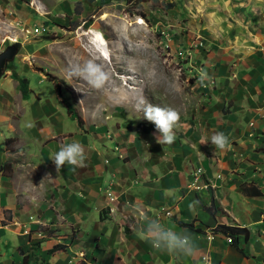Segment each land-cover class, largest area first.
Instances as JSON below:
<instances>
[{"label": "rangeland", "instance_id": "rangeland-1", "mask_svg": "<svg viewBox=\"0 0 264 264\" xmlns=\"http://www.w3.org/2000/svg\"><path fill=\"white\" fill-rule=\"evenodd\" d=\"M105 14L108 18L102 20ZM141 20L142 25L136 23ZM90 30L99 31L107 40L112 54L110 64L92 54L85 34ZM258 31H264V0H108L104 4H100V0H0V53L13 44L18 48L0 78V161L1 154L13 155L28 148L32 154L27 158L32 165L29 175H21L25 169L15 175L6 174L11 177L6 183L21 191L29 187L32 193L36 187L42 190L41 184H44L45 189H52L50 203H57L60 191L56 187L61 173L55 171L52 158L65 141L81 143L86 157L98 156L91 149L97 144H113L110 155L123 159L145 151L150 154L148 161L154 160L159 152L175 153L173 147L184 155L183 160L210 157L212 162L220 157H236L240 153L236 148L239 142L231 132L240 128L234 115L233 119L222 116L220 106L217 108L229 96L227 90L219 89L218 77L229 70L230 77L233 74L238 79L244 92L251 89L255 81L264 83V70L259 71L260 64L264 65L260 62L264 61V49L250 55L251 58L249 52L243 53L249 45L257 44L254 41ZM226 52L232 65L221 64L219 56ZM252 58L257 62H251ZM89 63L99 65L107 74L99 87L90 82L92 78L84 71ZM240 64L246 70L233 72ZM8 68L26 78L32 95L35 92L44 102L40 103L37 97L35 102L22 100L18 83ZM120 76L130 79L123 82ZM55 83L59 84L60 92ZM63 101L76 109L83 120L82 127L71 120ZM142 102L169 107L180 114L172 145L162 146L153 138L145 148L141 137L155 131V126L143 119V112L138 110ZM35 107L43 110H37L33 120L31 109ZM230 113L238 115L234 111ZM258 117L263 119L264 114L260 112ZM219 119H226L227 126L223 129L215 128ZM256 120L258 118L249 124V140L254 135L258 137L253 131ZM18 122L22 133L30 134L28 128L33 123V130L50 127L54 133L58 129L63 134V127L68 126L71 133L44 140L43 146L21 144L13 138H5L11 135V126L17 127ZM209 129L211 136L223 130L230 147L215 151L211 137L202 144L200 138L207 137ZM102 134H106L105 137L98 138ZM189 142L194 145L190 147ZM259 144L257 142L256 148L249 147L250 150L264 152ZM181 154L177 157H182ZM6 159L9 163L22 162L21 157ZM174 164L176 169L180 168ZM198 166L197 163L192 165L194 171L189 186L199 190L209 182L204 177L202 164ZM43 168L47 173L40 177L39 170ZM107 196L111 203L117 201L111 193ZM16 198L18 202L24 201V198ZM108 209L113 212L111 207ZM168 213L172 215L166 211V216ZM39 229L45 228L39 226ZM6 233L5 238L0 239L1 247L12 244L13 233ZM84 255H76L80 263H85Z\"/></svg>", "mask_w": 264, "mask_h": 264}, {"label": "crops", "instance_id": "crops-1", "mask_svg": "<svg viewBox=\"0 0 264 264\" xmlns=\"http://www.w3.org/2000/svg\"><path fill=\"white\" fill-rule=\"evenodd\" d=\"M254 42L257 44L249 45L247 51L243 52H249V58L255 52L263 51L264 31L257 32ZM227 56V52L219 56L221 64L229 62L232 65V60H228ZM250 60L257 62L256 58ZM260 62L264 64V61ZM260 66L259 71L262 72L264 65ZM235 68L233 72L246 70L241 64ZM249 71L253 72V69ZM228 72L218 77L219 89L227 90L229 96L217 108L220 106L222 116L231 118L234 115L237 120L240 129L231 132L239 142L236 148L240 153L236 157H220L212 162L210 157H185L187 160H183L184 155L176 151L177 147H173L175 153L159 152L154 155V160L148 161L150 154L145 151L123 159L110 155L113 144H97L91 149L98 156L86 157L84 167L66 165L60 171L56 187L60 191L58 201L50 203L52 189H45L44 184H41L42 190L36 187L32 193L29 187L21 191L6 183L11 179L6 174L15 175L25 169L21 175H29L32 166L27 160L32 155L30 149L16 151L13 155L1 154L3 163H9L6 157H21L22 162L9 163L10 171L4 176L0 173V239L5 238L7 231L13 233L14 237L8 247L0 246V264H19L22 260L19 249L28 253L30 242L39 251L40 261L36 264H264V154L249 148H256L257 142L261 143L258 146L264 148V118L258 117L260 112L264 114V83L255 81L254 85L248 84L251 89L244 92L238 79L233 74L230 77ZM223 94L225 92H221ZM35 97L40 99V103L44 102L35 92L29 100L35 102ZM35 108H30L33 120L37 110H43L42 107ZM232 111L238 117L230 113ZM256 118L258 120L254 122L253 131L258 137L254 135L249 140V124ZM225 120L219 119L215 128L226 127ZM19 125L18 122L17 127L11 126V135L5 138H13L21 144L38 143L43 146L44 140L71 133L68 126L63 127V134L58 129L54 133L50 127L33 130V123L27 127L30 131L28 134L20 132ZM154 133L151 130L141 137L145 148L154 138ZM210 133L212 131L209 129L207 137L201 136L202 144L211 137ZM105 135L98 138H104ZM189 143L190 147L194 145ZM178 154L182 157H177ZM174 162L180 166L179 169L175 168ZM196 163L197 168L199 164L204 167V177L209 182L205 184L207 188L204 185L198 190L189 186L194 171L192 165ZM46 173L44 168L39 170L40 177ZM242 187L249 189L251 194L257 189L261 196H246L242 193ZM108 192L117 201L111 203ZM16 197L24 198V201L18 202ZM109 207L113 212L109 211ZM166 211L172 215L166 216ZM148 220H157L177 233L190 236L199 249L197 255L169 254L155 249L138 235L140 226ZM219 225L245 228L248 231V238L245 240L240 236L239 243L249 258L238 252L228 242L227 236L215 232ZM39 226L45 229H39ZM126 229L129 231L126 232ZM25 230L30 233L25 234ZM57 245L65 246L63 251L48 256L47 252ZM79 253L86 255L85 263H80L76 258ZM81 259L84 260V257Z\"/></svg>", "mask_w": 264, "mask_h": 264}, {"label": "clouds", "instance_id": "clouds-1", "mask_svg": "<svg viewBox=\"0 0 264 264\" xmlns=\"http://www.w3.org/2000/svg\"><path fill=\"white\" fill-rule=\"evenodd\" d=\"M84 71L92 78L90 82L99 87L106 79V73L99 65L89 63ZM204 77H201L203 82ZM138 110L143 112V119L155 126L154 139L160 145H172L175 141L174 129L180 122V114L169 107L152 106L142 102ZM211 145L215 151H224L230 147L228 136L223 132H216L211 136ZM86 152L84 146L79 142L64 144L54 154L52 161L56 171L59 173L66 165L72 167H84ZM138 235L150 242L151 245L160 251L169 254H181L194 257L199 249L195 241L184 233H177L171 228L165 227L157 220L145 221L139 229Z\"/></svg>", "mask_w": 264, "mask_h": 264}, {"label": "trees", "instance_id": "trees-1", "mask_svg": "<svg viewBox=\"0 0 264 264\" xmlns=\"http://www.w3.org/2000/svg\"><path fill=\"white\" fill-rule=\"evenodd\" d=\"M105 1L108 0H100V4H104ZM132 1V0H129ZM8 71H12V76L14 78V80L17 81L18 83V88L20 90L21 96L23 98V100H29L31 94H32V90H30L29 87V81L26 78H23L22 76L18 75L16 71L12 70L11 68H8ZM54 80V79H53ZM54 82V81H53ZM55 86L57 88V92H60V87L59 84L55 83ZM65 108L67 109L68 113L70 114V118L71 120H74L78 123V125L80 127H82L83 125V120L82 118L79 116V114L77 113L76 109L73 108V106L66 101H63ZM2 150V148L0 147V151ZM264 153V152H262ZM10 171V165L9 163L5 162H1L0 161V173L3 174V176L5 175L6 172ZM242 193L246 196H261V193L259 190H255L254 194H251V191L249 189H247L246 187H242ZM215 232L217 233H221L225 236H229L232 238V245L237 249L238 252H240L245 258H249L247 255V252L240 247V243H239V237L243 236L246 240V238H248V231L245 228H240V227H235V226H226V225H219L216 229ZM34 247V243L30 242V247H29V252L25 253L23 249H19V253L22 255V260L19 264H36L40 261L39 257H38V253L39 251ZM65 246L63 245H57L52 247L51 250H49L47 252V255H53L59 251H63ZM16 264V263H13Z\"/></svg>", "mask_w": 264, "mask_h": 264}, {"label": "bare ground", "instance_id": "bare-ground-1", "mask_svg": "<svg viewBox=\"0 0 264 264\" xmlns=\"http://www.w3.org/2000/svg\"><path fill=\"white\" fill-rule=\"evenodd\" d=\"M107 18H108V15L105 14V15L102 16L101 19L102 20H106ZM136 23L142 25L144 22L141 20V21H137ZM85 34L89 38L90 48L92 49L91 52H92V54L95 55L96 59L102 60L105 63L110 64L112 62V57H111L112 54L109 51L108 42L103 37V35L99 31H96V30H90V31H88ZM120 78L123 80V82H124V80L127 81V80L130 79V78L121 77V76H120Z\"/></svg>", "mask_w": 264, "mask_h": 264}, {"label": "water", "instance_id": "water-1", "mask_svg": "<svg viewBox=\"0 0 264 264\" xmlns=\"http://www.w3.org/2000/svg\"><path fill=\"white\" fill-rule=\"evenodd\" d=\"M18 52V48L15 44L7 47L5 51L0 53V78L3 75V71L8 62L12 61Z\"/></svg>", "mask_w": 264, "mask_h": 264}, {"label": "built area", "instance_id": "built-area-1", "mask_svg": "<svg viewBox=\"0 0 264 264\" xmlns=\"http://www.w3.org/2000/svg\"><path fill=\"white\" fill-rule=\"evenodd\" d=\"M199 172H200V171H199ZM168 215H169V213H168ZM24 233H25V234H29L30 232H29L28 230H25ZM39 237H41V235H39ZM227 240H228L229 243L232 242V238L229 237V236H227Z\"/></svg>", "mask_w": 264, "mask_h": 264}]
</instances>
